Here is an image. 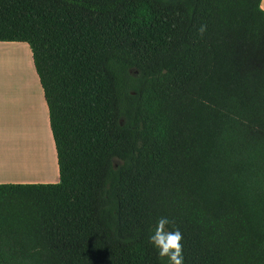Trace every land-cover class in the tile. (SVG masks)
Instances as JSON below:
<instances>
[{
  "label": "trees",
  "instance_id": "1",
  "mask_svg": "<svg viewBox=\"0 0 264 264\" xmlns=\"http://www.w3.org/2000/svg\"><path fill=\"white\" fill-rule=\"evenodd\" d=\"M260 0H0L60 181L0 184V264H264Z\"/></svg>",
  "mask_w": 264,
  "mask_h": 264
},
{
  "label": "crops",
  "instance_id": "2",
  "mask_svg": "<svg viewBox=\"0 0 264 264\" xmlns=\"http://www.w3.org/2000/svg\"><path fill=\"white\" fill-rule=\"evenodd\" d=\"M6 48L23 51L16 56L22 60L24 79L27 73L34 75L36 88L33 91L22 87L20 83H24V79L18 75L16 78L19 82L10 78L8 73L11 66L7 64L8 59L6 62L4 60L7 55H3ZM59 181L48 106L31 49L26 42L0 41V184Z\"/></svg>",
  "mask_w": 264,
  "mask_h": 264
},
{
  "label": "clouds",
  "instance_id": "3",
  "mask_svg": "<svg viewBox=\"0 0 264 264\" xmlns=\"http://www.w3.org/2000/svg\"><path fill=\"white\" fill-rule=\"evenodd\" d=\"M259 7L264 10V0H260ZM166 218H161L157 223L156 231L150 236V241L158 249L161 257H167L168 264H183L181 233L165 231Z\"/></svg>",
  "mask_w": 264,
  "mask_h": 264
},
{
  "label": "rangeland",
  "instance_id": "4",
  "mask_svg": "<svg viewBox=\"0 0 264 264\" xmlns=\"http://www.w3.org/2000/svg\"><path fill=\"white\" fill-rule=\"evenodd\" d=\"M23 51L21 50H16L14 48H6L5 50H3V55H7V58H4L5 62H6V59L7 60V64H9V66H11V69H10V72L8 73L10 78L13 77V80H17L18 79L16 78L17 75L19 77H21L22 79H24L23 77V69H22V60L20 61L19 58L16 56V55H21ZM3 60V62H4ZM29 59H27L28 61ZM28 64H29V61H28ZM15 67H17V69H15ZM8 70V68H7ZM12 81V80H11ZM22 84V87L25 88V90H27V88L29 89H34L36 88V82H35V79H34V75L33 73H27L26 75V79H24V83H20ZM33 91V90H32ZM46 137L47 139L49 140V136L48 134H46Z\"/></svg>",
  "mask_w": 264,
  "mask_h": 264
},
{
  "label": "bare ground",
  "instance_id": "5",
  "mask_svg": "<svg viewBox=\"0 0 264 264\" xmlns=\"http://www.w3.org/2000/svg\"><path fill=\"white\" fill-rule=\"evenodd\" d=\"M33 90V89H32ZM35 94H36V91H35ZM8 109V108H7ZM12 111V110H11Z\"/></svg>",
  "mask_w": 264,
  "mask_h": 264
}]
</instances>
